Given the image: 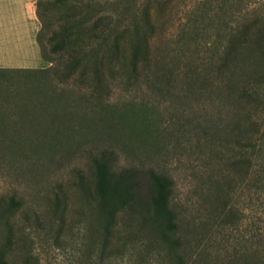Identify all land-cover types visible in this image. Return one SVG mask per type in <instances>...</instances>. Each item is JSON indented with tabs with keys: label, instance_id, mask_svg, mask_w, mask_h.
<instances>
[{
	"label": "rangeland",
	"instance_id": "rangeland-1",
	"mask_svg": "<svg viewBox=\"0 0 264 264\" xmlns=\"http://www.w3.org/2000/svg\"><path fill=\"white\" fill-rule=\"evenodd\" d=\"M42 1L52 22L68 26L81 12L91 20L103 8L95 0H84L81 12L73 0ZM141 1L111 0L120 22V53L117 73L104 87L90 80L91 63L82 79L47 69L48 63L36 71H0V264L95 262L97 253L86 247L99 241L92 174L93 161L101 155L110 158L115 173L133 172L142 194L149 187L147 172L164 176L185 252L204 245L203 264H217L213 256L223 240L212 211V175L219 162L199 148L194 129L199 116L211 111L212 97L199 96L195 86L183 88V77L200 66V55L194 47L175 45L172 34L192 16L197 0H171L161 9L149 2L155 26L147 34L150 68L133 76L131 32L121 26L132 22ZM154 68L161 77L151 75ZM138 224L136 218L125 229L136 230ZM123 264L159 262L150 255L142 261L132 256Z\"/></svg>",
	"mask_w": 264,
	"mask_h": 264
},
{
	"label": "trees",
	"instance_id": "trees-1",
	"mask_svg": "<svg viewBox=\"0 0 264 264\" xmlns=\"http://www.w3.org/2000/svg\"><path fill=\"white\" fill-rule=\"evenodd\" d=\"M95 1L103 8L89 20L81 12L84 0H73L81 17L68 26L63 21L52 22L43 1L35 0L40 25L36 42L42 60L50 65L47 69L53 66L67 78L82 79L91 63L90 80L104 87L117 73L120 22L111 0ZM170 1L142 0L130 15L132 22L121 26L131 32L129 68L133 76L150 68L147 34L155 26L149 2L161 9ZM196 4L192 16L180 21L172 34L175 45L194 47L200 55V66L183 77V88L188 91L195 86L199 96L212 97L211 111L199 116L194 129L199 148L219 162L212 175V211L223 243L217 245L213 257L217 264H264V0H197ZM151 75L159 78L162 72L154 68ZM109 160L101 155L93 161L99 241L86 247L97 253L93 264H105L107 259L123 264L132 256L142 261L150 255L159 264H203L208 257L205 246L185 252V242L176 235L169 181L147 172L149 187L142 194L137 176L127 170L115 173ZM136 218L139 228L126 230L125 225ZM86 255L91 258L90 253Z\"/></svg>",
	"mask_w": 264,
	"mask_h": 264
},
{
	"label": "crops",
	"instance_id": "crops-1",
	"mask_svg": "<svg viewBox=\"0 0 264 264\" xmlns=\"http://www.w3.org/2000/svg\"><path fill=\"white\" fill-rule=\"evenodd\" d=\"M34 0H0V71L41 70Z\"/></svg>",
	"mask_w": 264,
	"mask_h": 264
}]
</instances>
